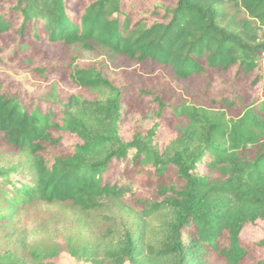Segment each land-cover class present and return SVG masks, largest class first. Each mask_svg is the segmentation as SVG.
Wrapping results in <instances>:
<instances>
[{
  "label": "trees",
  "instance_id": "1",
  "mask_svg": "<svg viewBox=\"0 0 264 264\" xmlns=\"http://www.w3.org/2000/svg\"><path fill=\"white\" fill-rule=\"evenodd\" d=\"M10 44L60 79L25 102L0 73V264H264L240 238L264 222V0H0ZM39 205L70 214L59 242L17 234Z\"/></svg>",
  "mask_w": 264,
  "mask_h": 264
},
{
  "label": "rangeland",
  "instance_id": "2",
  "mask_svg": "<svg viewBox=\"0 0 264 264\" xmlns=\"http://www.w3.org/2000/svg\"><path fill=\"white\" fill-rule=\"evenodd\" d=\"M134 8V6H132ZM2 48V49H1ZM15 48L10 44L9 46H0V73L3 76L10 78L14 81L15 90H18L22 95L25 102L30 100H40L45 97L49 92L51 82H59L60 74L54 73L50 75L47 79L48 82L42 80L33 79L27 72L24 70H18L16 68V63L10 62L8 59ZM49 55L44 60L45 62H55L58 52L53 51L50 47ZM98 53L101 54L110 66L114 67L118 64L116 57L108 53L107 51L96 47ZM70 54L76 59L88 62L95 59V54L91 51L83 49L80 45H74L69 49ZM57 54V55H55ZM55 55V56H53ZM40 64V63H39ZM50 83V84H49ZM62 88L64 86L62 85ZM134 124L140 123L144 126L148 124L147 122H141V120L136 119L133 122ZM132 126V125H131ZM123 168V167H122ZM125 168V167H124ZM126 177L122 180L124 186H126L125 191L126 195L132 192L140 193V184L138 181L132 183L128 181ZM70 214L64 209L58 206H46L39 205L34 208L25 210L22 215H20L19 223L16 225L17 234H20L21 231H24L28 237V241L33 243L35 241L52 239V237H57L54 241H60V233H64V230L68 227L70 221ZM13 232L12 230H0V241L7 237L9 233ZM16 234V235H17ZM242 242L246 245L256 243L264 238V222H257L254 226H249L243 230L240 235ZM9 241V239L7 240ZM6 240H3L2 243L5 246L8 243ZM14 241L10 242L8 248L10 249L14 246ZM57 264H86L77 260L70 258L67 254L60 253V256L57 260Z\"/></svg>",
  "mask_w": 264,
  "mask_h": 264
}]
</instances>
